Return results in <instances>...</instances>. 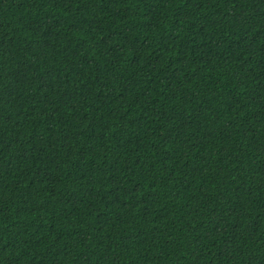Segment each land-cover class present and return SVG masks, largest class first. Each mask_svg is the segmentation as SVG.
I'll return each mask as SVG.
<instances>
[{
    "label": "trees",
    "instance_id": "trees-1",
    "mask_svg": "<svg viewBox=\"0 0 264 264\" xmlns=\"http://www.w3.org/2000/svg\"><path fill=\"white\" fill-rule=\"evenodd\" d=\"M0 264H264V0H0Z\"/></svg>",
    "mask_w": 264,
    "mask_h": 264
}]
</instances>
